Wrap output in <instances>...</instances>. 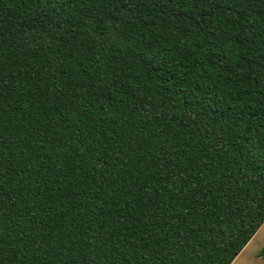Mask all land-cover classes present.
Listing matches in <instances>:
<instances>
[{
	"label": "trees",
	"instance_id": "1",
	"mask_svg": "<svg viewBox=\"0 0 264 264\" xmlns=\"http://www.w3.org/2000/svg\"><path fill=\"white\" fill-rule=\"evenodd\" d=\"M264 223V0H0V264H232Z\"/></svg>",
	"mask_w": 264,
	"mask_h": 264
},
{
	"label": "rangeland",
	"instance_id": "2",
	"mask_svg": "<svg viewBox=\"0 0 264 264\" xmlns=\"http://www.w3.org/2000/svg\"><path fill=\"white\" fill-rule=\"evenodd\" d=\"M232 264H264V223Z\"/></svg>",
	"mask_w": 264,
	"mask_h": 264
}]
</instances>
